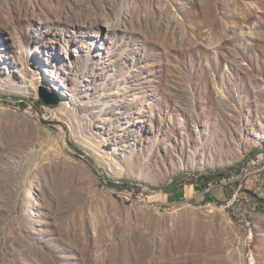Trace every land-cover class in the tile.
Returning <instances> with one entry per match:
<instances>
[{
  "label": "rangeland",
  "instance_id": "rangeland-1",
  "mask_svg": "<svg viewBox=\"0 0 264 264\" xmlns=\"http://www.w3.org/2000/svg\"><path fill=\"white\" fill-rule=\"evenodd\" d=\"M261 147L264 0H0V264H264Z\"/></svg>",
  "mask_w": 264,
  "mask_h": 264
},
{
  "label": "crops",
  "instance_id": "crops-1",
  "mask_svg": "<svg viewBox=\"0 0 264 264\" xmlns=\"http://www.w3.org/2000/svg\"><path fill=\"white\" fill-rule=\"evenodd\" d=\"M195 185V184H194ZM251 189L250 192H252L255 196L253 199L256 201V203H262L261 201L264 200V180L259 179L255 185H250ZM201 192V191H200ZM197 190H194V195L200 193ZM203 192V191H202ZM205 200L211 199L212 194L206 193L204 195ZM253 218L254 225L256 229H259L261 231V234H264V209H258L253 212ZM259 232V231H258Z\"/></svg>",
  "mask_w": 264,
  "mask_h": 264
},
{
  "label": "bare ground",
  "instance_id": "bare-ground-1",
  "mask_svg": "<svg viewBox=\"0 0 264 264\" xmlns=\"http://www.w3.org/2000/svg\"><path fill=\"white\" fill-rule=\"evenodd\" d=\"M41 85H46L49 89H51V90H53V91H55V92H57L59 95H60V97L62 98V99H64V97H65V93H64V91H63V88L60 86V84H59V82L57 81V78L55 77V76H53V75H41V77L40 78H38L37 80H36V82H35V88H37L38 89V87L39 86H41ZM68 114L70 113L71 115L72 114H74V112H73V110H71V109H67V110H65ZM259 150H264V147H261ZM263 153H264V151H262ZM261 152V153H262ZM250 165L251 166H253L252 164H251V162H250ZM258 165H260V163H256V165L255 166H258ZM258 171H253V174L254 173H257Z\"/></svg>",
  "mask_w": 264,
  "mask_h": 264
},
{
  "label": "water",
  "instance_id": "water-1",
  "mask_svg": "<svg viewBox=\"0 0 264 264\" xmlns=\"http://www.w3.org/2000/svg\"><path fill=\"white\" fill-rule=\"evenodd\" d=\"M39 96L47 104H57L60 102V96L58 93L49 90L45 85H41L39 90Z\"/></svg>",
  "mask_w": 264,
  "mask_h": 264
},
{
  "label": "built area",
  "instance_id": "built-area-1",
  "mask_svg": "<svg viewBox=\"0 0 264 264\" xmlns=\"http://www.w3.org/2000/svg\"><path fill=\"white\" fill-rule=\"evenodd\" d=\"M262 161H264V153L263 154H254L253 157L250 159V162L251 164L253 165V167H255L256 163H261ZM234 180H228V176H227V182H224L225 183H228V182H232ZM246 184H248V179H246ZM248 187V185H247ZM243 187H238L237 190L235 192H239V195H241V190H242ZM249 189V187H248Z\"/></svg>",
  "mask_w": 264,
  "mask_h": 264
},
{
  "label": "trees",
  "instance_id": "trees-1",
  "mask_svg": "<svg viewBox=\"0 0 264 264\" xmlns=\"http://www.w3.org/2000/svg\"><path fill=\"white\" fill-rule=\"evenodd\" d=\"M214 176H216L215 173L203 174L202 177H200V179H205V182H208L209 179H211ZM198 183H199V180L194 181L195 186H197L198 188H200Z\"/></svg>",
  "mask_w": 264,
  "mask_h": 264
}]
</instances>
